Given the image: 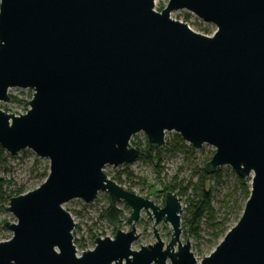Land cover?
<instances>
[{"label":"water","instance_id":"water-1","mask_svg":"<svg viewBox=\"0 0 264 264\" xmlns=\"http://www.w3.org/2000/svg\"><path fill=\"white\" fill-rule=\"evenodd\" d=\"M179 9L216 30L191 29ZM12 87L32 96L21 112L0 107V147L29 148L49 168L9 198L0 264H264V0H0V101ZM139 131L149 149L169 131L194 149L210 144L206 173L251 176L237 222L199 262L180 239L177 194L158 206L103 170L141 155L130 144ZM99 191L130 207V229L78 254L63 204ZM142 210L155 241L133 249Z\"/></svg>","mask_w":264,"mask_h":264},{"label":"rangeland","instance_id":"rangeland-1","mask_svg":"<svg viewBox=\"0 0 264 264\" xmlns=\"http://www.w3.org/2000/svg\"><path fill=\"white\" fill-rule=\"evenodd\" d=\"M167 0H155V6L163 8ZM174 19L185 22L191 29L197 31L214 32L216 26L204 21L194 13L179 9L171 11ZM12 95L9 102L0 101V107L5 110L21 112L28 108L27 101L32 96L30 88L12 87L8 90ZM175 132L165 133V144L170 142ZM147 141L146 134L139 131L132 135L130 144L140 146L142 153L134 161L119 165H105L103 170L107 176L125 189L152 200L156 205L162 206L165 191V185L179 186L174 192L181 199L183 212L181 213L182 232L181 241L189 239L191 251L199 262L204 256L214 250L216 245L223 238L224 234L215 237V229L211 226L207 216L200 218L199 223L191 225L185 223L184 217L191 218L190 199L197 201L199 199L198 191H195L196 185L202 179L203 190L210 197V205L215 211V221L225 218V233L237 222V217L241 214L246 197L242 193L241 186L237 179V174L229 165H222L212 173L204 175L205 163L209 161L214 154L215 147L203 143L199 148H191L190 153L177 151L176 153H166L162 150L157 157L156 152L151 156H145L143 148ZM186 143V142H185ZM187 145H190L186 143ZM0 149L3 152L4 161H0V178L4 181L3 190L7 194L14 195L13 192L18 188L24 191L39 186L48 174L49 160L40 157L29 148L18 150L15 153ZM155 150V149H150ZM217 170L221 177L217 181L213 176ZM250 178H244L250 189ZM191 184L184 190L182 195H178L180 188ZM8 201L0 200V239L5 235L11 237L12 231L3 226L7 218H15L14 215L6 210ZM109 206V197L106 192L99 191L95 199L85 202L80 198L71 199L63 204V207L69 211L75 227L73 229L74 244L77 253L82 250L91 249L94 246V239L98 236L114 237L117 229L127 231L130 224L127 218L130 215V207L123 201L117 202L116 206L122 210V216L118 223H112L103 217V212ZM153 222L147 219L144 210L141 211L140 219L135 223L139 238L132 244L133 249H138L141 245L152 244L155 237L152 232ZM184 226V227H183ZM197 233V234H196ZM167 264H170L167 261Z\"/></svg>","mask_w":264,"mask_h":264},{"label":"trees","instance_id":"trees-1","mask_svg":"<svg viewBox=\"0 0 264 264\" xmlns=\"http://www.w3.org/2000/svg\"><path fill=\"white\" fill-rule=\"evenodd\" d=\"M191 148L192 147L190 145H187L179 134L175 133L173 134L172 140L165 144L163 150L166 153H172V154L176 153L179 150L184 151L186 153H190ZM153 151L156 152L157 157L160 159L159 154L161 153L162 150L161 151L158 149L150 150L148 148V143L146 141L145 147L143 148V152L146 154L145 156L150 157ZM0 161H4L3 152L1 149H0ZM202 173L204 175H207L204 169H202ZM213 176L218 181L221 177L220 171L217 170V172H215ZM237 179L241 186L242 193L247 199L250 193L249 186L246 184V180L244 178H240L239 176H237ZM3 184L4 181L0 178V200L8 201L9 198L12 197V195L7 194L3 190ZM190 185L191 184L189 183V185L184 187L183 189L180 188V190L178 191V195H182L184 193V190L188 189ZM194 185H196L195 191H198L199 199L197 201H194L193 199L189 200L190 208H191V218L188 219L187 216H185L183 221L190 225L195 222V225H197L199 223L200 218L206 215L207 219L211 223V226L213 227V229H215V234H214L215 237H218L220 234H225V228H224L225 218H222L220 221H215V211L210 205V197H208L207 193H205V191L203 190L202 179H200L197 183H194ZM178 187L179 186H175V185H165L163 191L175 192L176 189H178ZM21 193H24L23 188H18L13 192L14 194L13 196L19 195ZM240 215L237 217V220L240 217ZM121 216H122V210L118 209L116 203L109 198V206L103 212V217L106 218L108 221L116 224L119 222V218Z\"/></svg>","mask_w":264,"mask_h":264}]
</instances>
